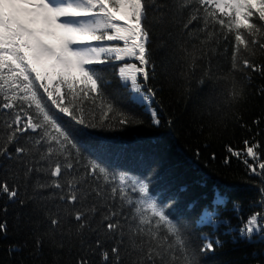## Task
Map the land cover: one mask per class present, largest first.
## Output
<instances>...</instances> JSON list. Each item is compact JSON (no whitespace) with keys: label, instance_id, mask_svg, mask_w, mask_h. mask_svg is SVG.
Listing matches in <instances>:
<instances>
[{"label":"snow or ice","instance_id":"1","mask_svg":"<svg viewBox=\"0 0 264 264\" xmlns=\"http://www.w3.org/2000/svg\"><path fill=\"white\" fill-rule=\"evenodd\" d=\"M169 7L159 0H0V199L32 204L18 228L30 233L34 264H43L44 246L63 250L74 264H92V255L100 264H200L202 254L221 245L206 233L194 237L185 217L171 218L178 198L151 191L154 168L145 176L111 168L100 158L103 149L90 151L76 138L88 129L143 123L105 92L109 82L94 66L114 62H123L116 75L130 103L142 107L153 126L162 125L159 89L152 83L156 24L179 29L174 63L185 97L210 84L197 97L198 133L241 121L235 110L246 102L252 74L264 77V63L253 59L264 55V0H173L167 19ZM194 35L197 43H191ZM229 44L230 64L220 71L213 61ZM257 94L264 96V87ZM166 123L171 127L174 120ZM260 134L244 139L242 148L227 145L224 163L241 160L264 185V152L255 138ZM259 193L260 210L237 228L219 216L216 206L225 203L219 194L195 227L223 225L238 234L234 239L264 241V186ZM7 203L0 211L7 212ZM194 207L190 203L187 210ZM0 234L7 235L6 221ZM24 246L10 245L9 254Z\"/></svg>","mask_w":264,"mask_h":264},{"label":"trees","instance_id":"2","mask_svg":"<svg viewBox=\"0 0 264 264\" xmlns=\"http://www.w3.org/2000/svg\"><path fill=\"white\" fill-rule=\"evenodd\" d=\"M159 2L169 4L167 19H170L175 11L172 7L173 0ZM165 29L173 33L172 39L168 38ZM177 36L179 29L173 28L170 23L155 25L152 47L155 49L153 57L157 64V78L152 83L159 89L162 125L153 126L149 114L142 107L130 103L129 92L120 86L116 75L118 65L123 62H114L94 66L103 69L101 75L109 82L105 92L114 106L135 113L143 123L123 128L116 126L112 130L88 129L80 132L76 138L90 151H95L98 147L103 149L99 153L100 158L111 168L127 169L140 176L147 175L152 168L156 170L157 174L153 176L150 185L151 191L162 193L165 200L169 196L178 198L177 203L169 209L171 218L176 220L178 217H185L196 238L201 233H206L211 239L218 238L221 241L215 251L200 256V264H264V241L255 238L251 242L234 239L238 234L228 233L223 225L216 229L211 226L195 227V220L201 210L205 206L211 209L217 194L225 201L216 206L219 216L228 219L234 229L240 226L242 220L246 221L255 211L260 210L255 203L260 197L259 188L264 186L260 177L252 175L241 160L233 157L229 164H225L224 158L228 155L227 145L242 148L243 140L251 138L257 131L261 134L255 138L261 142V151L264 152V96L257 94L258 88L264 87V77L252 74L253 81L247 90L246 102L235 110V114L241 117L240 122L247 127L242 128L240 122L230 119L225 125L217 126L211 131L206 129L200 134L197 131L199 123L195 113L197 97L207 93L210 84L197 88L190 98L182 93V81L179 78L181 68L174 63L177 53L173 49ZM162 41L164 46L158 47ZM191 43H197L195 35ZM224 47L222 43L219 51L223 52ZM227 48V53L218 55L213 61L214 64H219L220 71L225 72L230 64L232 50L230 44ZM253 59L264 63V55L260 53ZM82 103L88 112H93L87 100ZM94 115L99 117L100 112L96 110ZM169 118L174 120L171 127L166 123ZM257 118L261 120L258 126L253 124ZM2 141L3 136L0 135V142ZM213 153L215 159H212ZM47 194L48 192L45 193ZM6 203L5 199H0V209ZM190 203H194L195 207L189 212L187 205ZM7 207L6 213L0 211V222H7V235L0 234V264H34L30 255L34 242L30 239L29 232L18 228V223L29 218L32 204L20 206L18 203H7ZM25 244L22 250L9 254L10 245ZM42 251L40 259L43 264H54L56 260L60 264H74V258H69L63 250H49L44 246ZM90 260L92 264H100L98 255L90 256Z\"/></svg>","mask_w":264,"mask_h":264},{"label":"rangeland","instance_id":"3","mask_svg":"<svg viewBox=\"0 0 264 264\" xmlns=\"http://www.w3.org/2000/svg\"><path fill=\"white\" fill-rule=\"evenodd\" d=\"M134 61V60H133ZM129 62V61H128Z\"/></svg>","mask_w":264,"mask_h":264}]
</instances>
